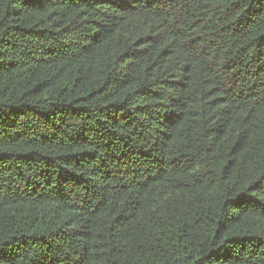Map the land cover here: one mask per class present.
Instances as JSON below:
<instances>
[{"label": "trees", "instance_id": "16d2710c", "mask_svg": "<svg viewBox=\"0 0 264 264\" xmlns=\"http://www.w3.org/2000/svg\"><path fill=\"white\" fill-rule=\"evenodd\" d=\"M0 264H264V0H0Z\"/></svg>", "mask_w": 264, "mask_h": 264}]
</instances>
